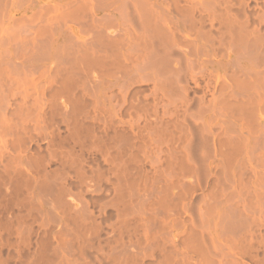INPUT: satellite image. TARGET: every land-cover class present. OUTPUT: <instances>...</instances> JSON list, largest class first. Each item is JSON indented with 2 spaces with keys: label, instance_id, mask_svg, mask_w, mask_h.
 Here are the masks:
<instances>
[{
  "label": "bare ground",
  "instance_id": "6f19581e",
  "mask_svg": "<svg viewBox=\"0 0 264 264\" xmlns=\"http://www.w3.org/2000/svg\"><path fill=\"white\" fill-rule=\"evenodd\" d=\"M0 264H264V0H0Z\"/></svg>",
  "mask_w": 264,
  "mask_h": 264
}]
</instances>
